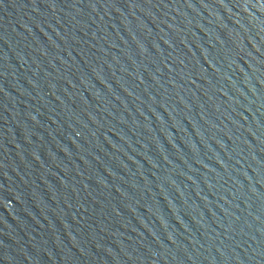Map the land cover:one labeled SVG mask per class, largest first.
<instances>
[{
	"label": "water",
	"instance_id": "obj_1",
	"mask_svg": "<svg viewBox=\"0 0 264 264\" xmlns=\"http://www.w3.org/2000/svg\"><path fill=\"white\" fill-rule=\"evenodd\" d=\"M0 264H264V0H0Z\"/></svg>",
	"mask_w": 264,
	"mask_h": 264
}]
</instances>
